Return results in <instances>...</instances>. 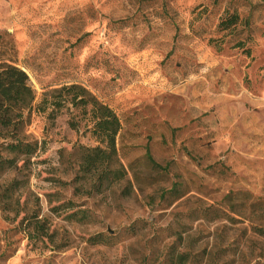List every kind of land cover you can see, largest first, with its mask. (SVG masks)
<instances>
[{"label":"rangeland","instance_id":"1","mask_svg":"<svg viewBox=\"0 0 264 264\" xmlns=\"http://www.w3.org/2000/svg\"><path fill=\"white\" fill-rule=\"evenodd\" d=\"M2 59L35 97L0 157L43 147L0 169V264H264V0H0ZM73 83L120 120L118 179L81 167Z\"/></svg>","mask_w":264,"mask_h":264},{"label":"trees","instance_id":"2","mask_svg":"<svg viewBox=\"0 0 264 264\" xmlns=\"http://www.w3.org/2000/svg\"><path fill=\"white\" fill-rule=\"evenodd\" d=\"M54 93L58 102L64 97L70 96L69 101L74 106H91L92 133L100 142L105 144V148L82 146L84 149L81 154L82 169H85V172L95 169L97 173L99 169L98 177H104L111 172L116 179L120 178L122 170L119 168L111 170L109 166V159L116 156L115 138L120 129V120L116 113L80 84L62 85L55 88ZM34 97L35 93L29 84L25 70L10 59L0 60V128L19 131L27 124ZM2 138L5 137L2 136ZM42 147L37 140L25 141L19 136L6 144V149L10 152L17 154V156L24 154L28 159ZM17 156L0 157V169L15 167L14 162ZM146 157L158 169L167 170V165L162 166L152 158L148 148L146 149ZM14 181L9 183L8 189L13 187ZM40 235L42 238L48 237V233L43 232V230L40 231Z\"/></svg>","mask_w":264,"mask_h":264}]
</instances>
